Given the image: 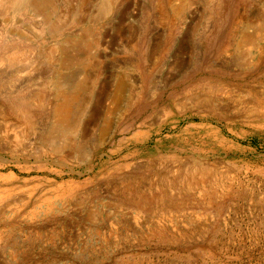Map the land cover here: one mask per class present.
Returning <instances> with one entry per match:
<instances>
[{
  "label": "rangeland",
  "instance_id": "rangeland-1",
  "mask_svg": "<svg viewBox=\"0 0 264 264\" xmlns=\"http://www.w3.org/2000/svg\"><path fill=\"white\" fill-rule=\"evenodd\" d=\"M54 1L0 14V264H264V0Z\"/></svg>",
  "mask_w": 264,
  "mask_h": 264
},
{
  "label": "bare ground",
  "instance_id": "bare-ground-1",
  "mask_svg": "<svg viewBox=\"0 0 264 264\" xmlns=\"http://www.w3.org/2000/svg\"><path fill=\"white\" fill-rule=\"evenodd\" d=\"M110 2H111V0H104L103 1L102 6L104 7V10H106V8H108ZM55 3L56 2L54 0H0V14H1V16L2 15L6 16L11 11L15 12L19 7L25 6V8L26 7H30L32 9H34L35 11H40L42 13L44 12L45 19H49L51 17L52 13L56 12V10H57V7H56ZM72 45L74 47H77L79 44L77 42H74ZM65 50L66 49H63V52H62L63 53V58H62V61H61L62 65H69L73 61H80L81 60L80 58H75V56L71 57L70 55H68L67 51H65ZM10 52H20V50L15 48L13 50H10ZM47 52L51 53L52 51L51 50H47ZM79 57H81V56H79ZM11 60H13V59L11 58ZM9 76H10V74H9ZM82 91L83 92H87V81L85 79H79L74 84L73 90H70V91H68L66 89H58L57 90V92L54 95V99H52V103H51L52 105L50 107L51 108L52 117H53V121H52L53 123L51 125L50 134H48L49 137L52 138L53 135H55L56 132L57 133L60 132V133H62L63 135L66 136L69 132H75L77 130L79 121H77L78 118L75 121H73V119L71 117V109H72V106L77 102V100H78L77 98H78L79 94ZM230 93L231 92H227L224 95V97H222V95L219 97L216 94H214V96L210 95L209 99L204 101V105L206 106V109H207L205 111L207 113L195 112L191 116H193L195 118H198L201 121H205V122L207 120L209 121V120H212V119H217L218 120V118H220V116H221V111L220 110L223 108L222 106L225 103L224 101L227 100V101L230 102V100L234 99L233 98L234 95L230 94ZM36 96L38 98H35V99L41 101L40 98L43 97L42 94L37 93ZM98 97H99V100H100L101 95L99 94ZM16 98L9 100L7 106L4 105L3 107H1L2 109H1L0 113L4 112V113L1 114L2 116H4V118H6V115H8V114L16 115L18 117L19 116H22V117H26L27 116V114L25 113L26 110L24 109V107L21 106V103L23 101L20 100V99H16ZM29 104L30 103H28V106H30ZM23 109L25 111H23ZM222 111H224V110H222ZM28 116H30V114H28Z\"/></svg>",
  "mask_w": 264,
  "mask_h": 264
}]
</instances>
